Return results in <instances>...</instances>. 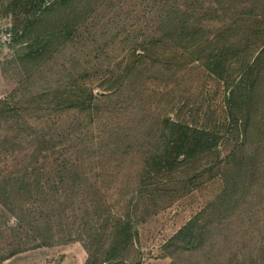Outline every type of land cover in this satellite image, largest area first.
Masks as SVG:
<instances>
[{
    "label": "rangeland",
    "instance_id": "374dc122",
    "mask_svg": "<svg viewBox=\"0 0 264 264\" xmlns=\"http://www.w3.org/2000/svg\"><path fill=\"white\" fill-rule=\"evenodd\" d=\"M263 14L264 0H0V264H86L88 251L92 264L247 260L212 215L196 226L203 240L170 241L216 200L233 206L224 165L241 147L222 138L227 98L256 78L264 114V53L241 72ZM182 126L218 137L221 160L202 180L190 165L155 178ZM247 142L259 167L242 209L259 226L245 246L263 253L264 137ZM124 222L134 236L118 255ZM197 242L207 249L189 250Z\"/></svg>",
    "mask_w": 264,
    "mask_h": 264
},
{
    "label": "trees",
    "instance_id": "16d2710c",
    "mask_svg": "<svg viewBox=\"0 0 264 264\" xmlns=\"http://www.w3.org/2000/svg\"><path fill=\"white\" fill-rule=\"evenodd\" d=\"M258 20H264V14L259 15ZM259 23L258 25H261L260 31L258 33H255V36L257 35V37L252 36L249 41V51L247 53L251 52V55L249 61H245L241 69V72L246 69V71H244V75L247 74V71H249V69L253 68L256 61H261V56L264 53V22H261L262 24ZM214 41L215 40H207V42L209 43H213ZM216 41L217 43H221L218 39H216ZM239 60L244 61L245 58H240ZM248 63H250L249 66L247 65ZM241 79L242 80L236 83V85H234L233 83L231 85L228 84V86L230 85L229 89L231 90L229 94L230 96L227 98L229 123L227 126L226 135L222 137L223 140H227L225 142H234V145H236V149L241 147V149H239L237 153H235V151L233 150V154L235 155L234 158H230V160L228 159V164L224 165V182L226 183L227 187H230L229 191H232L231 193H229L228 198L229 201L233 202V206L228 209H222V214V211H220L219 206L223 203V199L216 200L214 204H211L212 207H208L203 212H201L191 224L187 225L184 229H182L170 242H172L171 244H179L182 240L183 242H186L187 246V242L190 240L192 242H196L197 238L199 241L203 240L204 235L203 233H201V231L197 229L196 226L202 225L204 222L210 224L211 220L209 219V217H211L212 215V217L215 218V221L210 224L211 231L214 233L220 230V232L225 234V240H227L226 236H240L241 238H243L244 241H239V245L243 244V250L245 251V255L249 254V258L247 260L242 261V264H257L258 261H264V252L262 253L260 251V248L255 243H252L253 246L249 245L248 247L245 246V243L247 242L246 238L249 239L253 235V233H250V231L253 229L257 231L259 225L256 220V216L254 217V215H252V213H255L253 211V205L251 208L245 207L246 210L242 209V206L246 203L249 204L248 199L252 196L251 191L254 186L253 180L257 179L256 176L259 167V164L257 163L259 159L258 153L249 156L244 155L242 153L243 148L245 149L247 144H249L247 142V139L250 133L260 134L262 135V137H264V114L258 116V119L254 118L256 116H253V109L254 106H256V102L258 105H261V99L256 100L258 96H255V94H253L254 90L252 87L257 84L258 80H255L256 78H254V80L250 79V81H248L246 76L241 77ZM256 91L257 88L255 89V92ZM251 94L252 96H249ZM0 104H2V106H6V104ZM6 108H8V106H6ZM180 130L189 132V135H184L183 138L182 136L176 137L172 141L175 157L173 158L171 153L168 157L164 159L162 158V160L159 159L160 162L154 173V176L155 178H164V175L170 174L171 170L179 167L180 165L183 167L190 165L192 166L191 169H194L196 171L192 179L198 180L199 178V180H202L207 174L210 173V171L212 170L211 168L215 167L217 164V162H213L212 159L215 158V161L221 160V156L218 153L217 148L212 146L213 142H218V137L212 134H206L205 129L198 130L182 126V129ZM190 132H192V135H190ZM218 146L219 143L217 144V147ZM182 156H186L187 159L186 162L180 163L177 160H179ZM169 158L174 159V162L172 164L168 162ZM206 160L210 162L208 164V170L205 169L202 173L197 174V171L200 168L199 165ZM162 173L163 176H159ZM143 183L140 188L143 186V188L146 187L145 184L143 185ZM233 183L235 184L233 185ZM239 185H242L245 191L240 194H234L233 186H236L238 188ZM257 197L259 199L262 198L261 195ZM260 202H258V204ZM247 209L252 210L250 212H247ZM243 210L244 214L251 215L250 218L246 219V221L243 220ZM122 221L123 220L121 219V222ZM248 221H250V227L247 223ZM123 224L124 225L119 234L120 240H118V246L115 250L116 254L118 255L124 254L127 251L128 246L130 247L131 240L134 236V233H132L131 230L128 228L127 223L124 222ZM211 231L208 228L204 229V232L206 233H211ZM240 242L242 243L240 244ZM201 245L203 244L197 242V244L194 247L189 248V250H195L197 248L207 249L206 247H200ZM181 249L183 250V247ZM88 254L89 260L86 264H92L93 262H95V254H92L89 251ZM205 254H207V252H205ZM120 261L121 263L126 262L123 259H121ZM237 263L238 262H236V264Z\"/></svg>",
    "mask_w": 264,
    "mask_h": 264
}]
</instances>
